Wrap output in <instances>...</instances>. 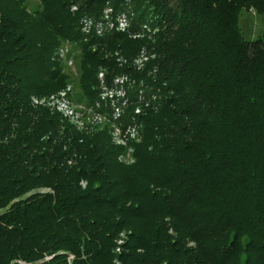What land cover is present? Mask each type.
Wrapping results in <instances>:
<instances>
[{"label": "trees", "instance_id": "1", "mask_svg": "<svg viewBox=\"0 0 264 264\" xmlns=\"http://www.w3.org/2000/svg\"><path fill=\"white\" fill-rule=\"evenodd\" d=\"M107 1L0 0V264H264V34L247 41L238 25L264 0ZM107 7L132 26L84 42L82 19ZM63 42L86 100L101 69L156 95L124 112L141 122L132 165L106 129L81 133L33 103L71 82ZM141 50L152 65L117 66Z\"/></svg>", "mask_w": 264, "mask_h": 264}, {"label": "built area", "instance_id": "2", "mask_svg": "<svg viewBox=\"0 0 264 264\" xmlns=\"http://www.w3.org/2000/svg\"><path fill=\"white\" fill-rule=\"evenodd\" d=\"M75 10V8H72ZM100 19V20H98ZM85 18L82 19L80 24V32L83 36L84 42L87 41V37H103L111 33H126L130 29V18L124 14L117 15L112 12V9L107 7L101 17L99 18ZM141 31L154 34L156 30H152L146 24H141L139 27ZM133 32L131 37L138 39L139 34ZM62 46L58 48L57 55L61 66L71 69L74 65L73 50L75 45L71 42H63ZM73 49V50H71ZM140 54L132 60V67L135 70H141L145 64L150 60L145 56L144 50L139 52ZM68 60V63L66 62ZM121 58L118 63L121 64ZM107 72L100 71L97 74L99 84L98 99L90 102L84 99V102L76 103L73 101V90L71 85H67L64 89H61L55 93L49 94L39 100H34L33 103L38 106H45L49 110L58 113L63 119L67 120L77 131L81 133H89L94 131H100L106 129L109 133L112 144L124 149V152L119 156V162L129 164L132 162L133 157V144H137L140 141L139 130L141 128V122L135 121L133 118L128 122H122L124 112L132 107L133 114L136 116H142L144 110L150 107L157 97L155 94H148L143 88L135 92L138 86L143 87L140 82L136 88L133 80H130L126 75L112 76L110 82L105 80V74ZM145 85V84H144ZM137 94L134 96L135 102H130L131 93ZM110 112L107 113L106 108ZM124 108H126L124 110ZM97 110H101L98 113ZM127 155V156H126ZM126 156V158H125ZM125 158V159H124ZM84 187V183L80 184Z\"/></svg>", "mask_w": 264, "mask_h": 264}, {"label": "rangeland", "instance_id": "3", "mask_svg": "<svg viewBox=\"0 0 264 264\" xmlns=\"http://www.w3.org/2000/svg\"><path fill=\"white\" fill-rule=\"evenodd\" d=\"M27 3L29 4V7H28V10L29 11H33L34 9H37L39 7V0H26ZM116 0H110V1H107L106 4L108 3H112V2H115ZM123 3V2H122ZM124 4V3H123ZM122 4V5H123ZM238 25H239V28H240V33L242 35V37L247 40V41H253V40H256L258 39L259 37H261L262 34H264V15H259V14H256L253 10H248V11H241L240 14H239V18H238ZM132 26V25H131ZM144 26V24H143ZM125 33V32H124ZM143 40V39H142ZM140 40V41H142ZM62 46V45H61ZM60 46V47H61ZM73 50V49H71ZM73 58H74V65L72 67H70L71 69H68L67 67L64 68V72L69 76L71 82H69L67 85H71L72 87V90H73V101L76 102V103H79V102H84V97L83 95L81 94V91L80 89L78 88V81L80 79V59H79V50L78 48L76 47L75 50H73ZM139 51V50H138ZM129 54V52L127 54H124L123 53V56H127ZM140 53L139 52H136L133 56H128L127 58H121L120 56L116 57V61H119V58H121V64L118 63L117 66L118 67H124V66H129V67H132V60L138 56ZM116 55V54H115ZM130 57H132L130 59ZM66 62L68 63V60H66ZM152 65L151 64V61L149 60L147 62V66ZM147 66L144 69L147 68ZM133 68V67H132ZM134 69V68H133ZM100 71H103V69L99 70ZM105 71V70H104ZM134 71H141V70H134ZM98 72V73H99ZM106 72V71H105ZM97 73V74H98ZM124 75V74H123ZM117 76V75H115ZM130 80H133L135 82L136 85H138L140 82L144 83L142 80H140L138 83L136 82V80L132 79L131 76H128L126 75ZM145 84V83H144ZM66 85V86H67ZM65 86V87H66ZM64 87V88H65ZM63 88V89H64ZM147 109V108H146ZM149 110V108L147 109ZM132 112H133V108H132ZM98 131V130H97ZM107 131V130H106ZM109 134V133H108ZM110 136V135H109ZM111 139V137H110ZM112 142V140H111ZM140 142V141H139ZM138 142V143H139ZM137 143V144H138ZM114 145V144H113ZM115 146V145H114ZM118 147V146H116ZM118 148H121V147H118ZM124 152V149L121 148V152L119 154V156H121ZM134 154V153H133ZM127 156V155H126ZM125 156V158H126ZM124 158V159H125ZM118 161H119V157H118ZM123 165H132L134 163V159H132V162H130L129 164H125L123 162H119ZM45 190H42V191H39L41 193H43ZM121 239H123V237H121ZM72 256H67V264H71V261H72Z\"/></svg>", "mask_w": 264, "mask_h": 264}, {"label": "clouds", "instance_id": "4", "mask_svg": "<svg viewBox=\"0 0 264 264\" xmlns=\"http://www.w3.org/2000/svg\"><path fill=\"white\" fill-rule=\"evenodd\" d=\"M106 36V35H105ZM95 38H97V37H95ZM88 41V40H87ZM87 41H85V42H87ZM75 45V44H74ZM75 48H76V45H75ZM75 48H74V50H75Z\"/></svg>", "mask_w": 264, "mask_h": 264}]
</instances>
